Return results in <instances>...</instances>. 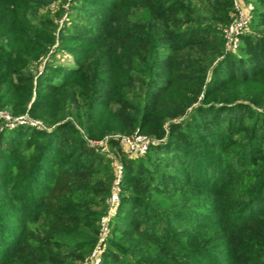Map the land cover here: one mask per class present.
I'll list each match as a JSON object with an SVG mask.
<instances>
[{"label": "trees", "instance_id": "1", "mask_svg": "<svg viewBox=\"0 0 264 264\" xmlns=\"http://www.w3.org/2000/svg\"><path fill=\"white\" fill-rule=\"evenodd\" d=\"M54 1L0 0V110L52 127L0 120V264L82 258L111 190L86 138L137 128L163 140L122 157L124 242L103 263L264 264V10L229 52L233 0H74V65L36 75L53 43L38 9Z\"/></svg>", "mask_w": 264, "mask_h": 264}, {"label": "rangeland", "instance_id": "2", "mask_svg": "<svg viewBox=\"0 0 264 264\" xmlns=\"http://www.w3.org/2000/svg\"><path fill=\"white\" fill-rule=\"evenodd\" d=\"M233 2H234V0H233ZM241 2L244 5L249 7V14L251 15V21H252L253 15L260 13V11L264 10V8L260 4H258L255 0H241ZM233 8L230 12L231 16H232ZM76 9L77 8H76V4L74 3V0H55L53 3H51L47 6L39 7L38 15L40 17H45L46 19H50L52 21V26L49 29L53 35V43L48 44L47 49L44 52H42L41 55L38 57V59L33 63V69L36 71V75H39L40 73H44L45 69H48L49 67H52V66L55 67V66L61 65V66L71 67L74 65L75 54L73 52V48L77 45L78 42L76 40L64 38L65 35L63 33H65L64 31H67L68 29H70L69 26H70L72 19L74 18L75 14H76ZM236 16L237 15H235V17ZM251 21L249 22V25L246 27V31L244 33H247V32L252 30ZM37 24L40 27H43L42 22L37 21ZM228 24L222 26L223 31H225ZM63 35H64V37H63ZM36 38H37V35H36ZM38 38H39V36H38ZM226 49H227V46H226ZM237 50H238V47H235V48L230 47V49H227V51H229V52H236ZM29 54H32V52H29ZM41 91H43V90H41ZM263 95H264V92H263ZM254 108L258 112H260L264 115V104L254 106ZM73 115L74 114L67 115V118L72 119L74 117ZM21 117L23 120H25L24 122H19V120H21L20 119ZM17 119H19V120H17ZM0 120L3 121L2 126H3V124H5L6 126L9 125L10 128H15L18 125H20V126H28V127L35 128V129H38V128L48 129V130L52 129V127H50L46 122H44L41 119L33 118V117L29 116L27 113H24L22 115L13 116L12 113L9 112L7 109L0 110ZM80 132L83 133V130L81 129ZM136 132H139L141 134L146 135L148 138L152 139L153 140L152 142H154V143H157V142L163 140V138L158 139V138H156V136L150 135L146 131L141 132L140 128H137L134 132H132V134L131 133L130 134H124V133L118 132V133L106 135L100 139H89V138L87 139L86 138V140L88 141L89 144L98 147V149H100V151L104 155H106V157H107V160H108L107 164H108L109 170H108V173H106V174L109 175L110 179H111L110 194L112 191L113 184L117 180L118 169H119L120 165L122 166V174H121L122 178L124 175V164L122 162V157L125 155L128 158H132V159L136 158L137 159L139 157L148 155L147 153H148L149 149L146 151V153L144 155L133 157L131 155V152H130V147L125 142L122 141V136L133 135ZM110 137H113L114 139H116L118 141L117 147H113L108 143V140ZM153 144H151V145H153ZM123 188H124V186L122 184V179H121L120 197H121V192H122ZM110 194L108 195V197L106 198V200L104 202L100 201V204H99L100 214H99L98 221L96 223V225L98 227L96 240L91 244H87V243L84 244V246L82 248L83 250L79 249L80 253L83 252L82 258H78V259H74V260H71V258H70L68 264H95V263H92L91 258H92V254H93L94 250L96 249L97 243L99 242V239L101 237L102 219H103V217L108 215V212L110 209V205L108 202ZM177 199H178L177 201L179 202V198H177ZM154 204H155V206H157V209L162 214H164L165 210H170L171 208L175 207L171 201H169L165 198H160V200L154 202ZM205 205H206V203H205ZM162 216H164V215H162ZM115 218H116V214L111 218L110 233L105 240V246L103 247L101 260L98 264H104L103 263V254L105 253L104 251H107L108 247L112 245L111 240H113L114 238H117V243L118 242H121V243L124 242V240L120 239L119 236H116L115 232L113 231V228H114L113 223L115 222ZM164 219H163V223L167 221L166 216ZM171 230H172V228H171ZM207 246H210V245H207Z\"/></svg>", "mask_w": 264, "mask_h": 264}, {"label": "built area", "instance_id": "3", "mask_svg": "<svg viewBox=\"0 0 264 264\" xmlns=\"http://www.w3.org/2000/svg\"><path fill=\"white\" fill-rule=\"evenodd\" d=\"M234 16L232 21L228 24L224 31V36L226 39L227 49L230 47H238L240 43L241 35L246 31V27L251 21V15L249 14V7L244 5L241 0H234ZM235 15H237L235 17ZM19 122H24L25 120L20 118ZM122 141L125 142L130 147V152L133 157L144 155L146 151L150 148L153 140L148 138L146 135L139 132L133 135L122 136ZM122 166H119L118 177L114 182L111 194L109 196L108 202L110 209L108 215L102 219V230L101 237L97 243L96 249L92 254V263L98 264L101 260V255L103 252V247L105 246V240L110 233V221L111 218L117 213L118 205L120 203V182L122 179Z\"/></svg>", "mask_w": 264, "mask_h": 264}]
</instances>
